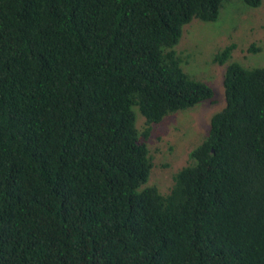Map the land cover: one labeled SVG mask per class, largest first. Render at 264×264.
<instances>
[{"label":"trees","instance_id":"obj_1","mask_svg":"<svg viewBox=\"0 0 264 264\" xmlns=\"http://www.w3.org/2000/svg\"><path fill=\"white\" fill-rule=\"evenodd\" d=\"M231 1L0 0V264H264V66L233 43L224 106L168 192L147 184L153 125L215 101L182 29Z\"/></svg>","mask_w":264,"mask_h":264},{"label":"rangeland","instance_id":"obj_2","mask_svg":"<svg viewBox=\"0 0 264 264\" xmlns=\"http://www.w3.org/2000/svg\"><path fill=\"white\" fill-rule=\"evenodd\" d=\"M177 50L185 48L183 70L192 77L208 83L215 101L201 102L185 111H177L153 125L147 146L153 167L148 185H155L167 193L173 174L189 163L188 153L202 140L213 114L225 104L222 87L224 65L213 61L215 52L233 43L232 60L245 67L264 66V0L251 7L240 0H232L221 9L214 22L192 20L182 29ZM254 44L256 52H249ZM135 125L144 127V118L135 109Z\"/></svg>","mask_w":264,"mask_h":264}]
</instances>
